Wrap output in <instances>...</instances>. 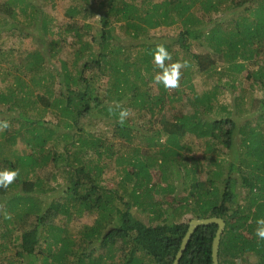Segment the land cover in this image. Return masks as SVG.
<instances>
[{
    "label": "trees",
    "instance_id": "trees-1",
    "mask_svg": "<svg viewBox=\"0 0 264 264\" xmlns=\"http://www.w3.org/2000/svg\"><path fill=\"white\" fill-rule=\"evenodd\" d=\"M55 1L7 0L0 6V36L13 33L19 40L30 38L17 28L18 24L41 29L35 37L37 47L30 43L32 52L25 55L14 48L3 52L0 44V65H10L5 70L0 66L1 81L11 77L7 85L0 83V121L20 124L10 131L9 127L0 130V171L19 169L11 184L0 186V241L15 250V262L6 260V264H22L26 260L35 264L38 258L34 257L41 258V264H68L70 259L76 264H172L189 223L176 221L178 215L174 212L179 207L195 219L216 217L225 222L219 242V264H264V239L256 235V222L264 219V0H68L64 8L68 21L53 32ZM49 3L51 8L46 13L43 6ZM94 8L97 24H79V17L95 16ZM227 11H232V17L226 21L217 16ZM20 15L22 22L17 20ZM173 25L182 29L176 40L181 48L186 49L190 41L206 43L209 51L192 57L198 72L210 76L223 62L220 69L227 76L232 75L233 87L246 71L239 81L248 82L250 91L263 94L251 100L252 110L248 112H254L257 121L251 125L253 117L246 118L238 127L233 106L216 103V86L202 96L193 95L191 116L165 121L161 115L155 122L160 130H156L158 136L146 139L149 144H160L165 139L163 148L154 152L156 159L135 156L126 160L130 170L119 165L122 183L134 182L132 203L121 209L115 204L122 200L121 196L113 190L105 192L102 186L105 161L119 151H114L109 140L97 137L91 126L99 115L104 124L112 126L113 138L131 143L132 130L126 121L119 122L121 109H137L140 117L147 113L152 119L163 110L167 99H175L164 88H160L159 97L151 96L132 82H145L146 76L135 69L138 63L147 71L154 61L158 44H150L148 34ZM124 38L131 44L125 45ZM15 53L24 58L15 60ZM133 53L140 60L136 64L129 58ZM53 59L57 63L51 68L45 66ZM102 79L110 80L106 90L99 85ZM187 81L184 77L179 84ZM213 113L215 118L209 117ZM46 114L52 116L50 122L43 121ZM202 115L209 118L202 119ZM90 116L93 117L89 121ZM84 120L89 125L79 124ZM60 125L64 128L62 133L55 128ZM71 131L78 133L76 140L67 133ZM188 133L221 144L227 150L230 161L224 163L226 175L217 160H213L209 172L212 176L206 182L197 181L194 173L190 177V170H186L183 178L192 183L187 196L180 204L168 203L170 210L175 208L173 212L161 210V201L151 194L152 189L160 187L149 185L150 170L157 167L162 181L167 183L173 166H181L179 160H185L181 140ZM236 133L240 136L239 149L233 148ZM48 166L65 179L63 202L47 195L55 188L39 173ZM231 166L236 167L239 185L230 176ZM172 188V184H166L162 190L172 192ZM140 189L143 193L139 196ZM240 200L246 203L241 204ZM133 206L147 215L151 224L133 216ZM50 210L61 214L65 222L83 213H96L97 218L95 225L83 228L77 241L62 238L64 228L48 226ZM1 227L6 229L1 231ZM12 227L20 231L18 235ZM216 230L214 224L198 227L179 264H212ZM94 242L100 243L104 254L97 259H91L92 250L87 252ZM41 243H46L47 252Z\"/></svg>",
    "mask_w": 264,
    "mask_h": 264
},
{
    "label": "rangeland",
    "instance_id": "rangeland-1",
    "mask_svg": "<svg viewBox=\"0 0 264 264\" xmlns=\"http://www.w3.org/2000/svg\"><path fill=\"white\" fill-rule=\"evenodd\" d=\"M7 0H0V6H2ZM35 1V0H32ZM68 0H56L55 1V8L53 10V16L55 18V23L52 27L53 32H58V29H62V25L67 22L68 20L64 17V8L68 5ZM98 6V5H97ZM99 7V6H98ZM51 8V4H47L43 6L44 12H49ZM99 10V9H98ZM102 12V11H101ZM232 11H227L223 15H217L220 18H224L223 20L226 21L232 15ZM237 12L238 11H234ZM93 13H95V16H92L91 18L87 17V19L79 17L78 23L85 22L88 24H97V18H96V9H93ZM19 22H22V17H18L17 19ZM85 20V21H84ZM16 24V23H15ZM14 25V23H12ZM15 26V25H14ZM10 27V25L8 26ZM17 28H20L23 30L24 33H26L30 38L28 39H21L19 40L17 37H15V34H4L3 36H0V44L2 45L3 52L5 50L14 48L16 50H20L23 52H19L22 54H27V52H32V50L28 47L31 43L32 46L37 47L36 43V34L41 32L40 27H34V26H20L17 25ZM9 29V28H7ZM6 29V30H7ZM182 31V29L179 27V25H173L169 27H162L155 29L151 31L146 39L149 40L150 44L157 45V44H163L167 45L170 48V55L172 57L171 61H165L166 64L174 62V60L179 61H187L188 66L186 68L181 69V78L180 81L183 80V78H188V81L184 83L183 85L179 84L178 88L175 89H165L163 84H157L154 81L155 75L160 71V69L155 65L154 61H152L151 68H148L147 71H143L144 65L142 63H138L135 66V69L142 73L145 77V82L142 80H135L133 79V85L138 88H145L148 90L147 94H150L151 96H157L159 97L161 95V89L164 88L167 91V94H170V96H174L175 99L168 102L169 100H166V105L163 107V110L160 113L155 114L154 118L150 119V114H143V117H140V113L137 111V109H129L130 115L125 119V121L128 124V127L132 130V142L128 143L125 142L121 138H113L112 137V126H109L108 124H104L103 118L99 115L97 116V122L94 123V126L92 127V131L97 132V137H102L105 140H109V143L113 144V149L116 152L119 151L116 154L114 153L112 158L110 160H106V170L104 174L102 175V186L106 191L113 190L117 192L118 196H121L122 200H116L115 204L118 208L124 209V204L132 203L131 201V191H132V184L134 182L130 181L127 184L122 183V176L120 175L119 171L121 170V166L123 165V168H128L130 170V165H127L126 160H131L135 156H140L145 159H156V154L154 152L158 149H162L164 145L165 139L162 138L160 141V144L157 142H154V144H149L146 139L147 138H153V136H158V133L156 130H159V126L155 123L157 120L161 117V115L164 117L165 121H172L176 120L179 116H191L194 113V105H193V95L197 94L198 96H202L203 93L212 90L214 86L217 87V104H223L227 107L233 106L234 111V118H237V125L241 126L244 124V120L246 118H252L251 125L256 124V116L253 112L252 114L248 115V112H251V100L252 99H259L263 97L262 92L260 91H250V89L247 87V84H249L246 81L240 82V77L245 76V72L241 74L240 77L237 78V81L234 82V86L232 87L231 77L227 76V73L224 70H221L220 68L224 66L223 62H220V64L217 67V71L210 74V76H207L206 74H202L197 71V67L194 65L195 59L192 57L207 53L209 51L207 45L205 42L198 40V41H190L187 43L186 49L181 48L179 44L176 43L178 34ZM10 34V35H9ZM41 34V33H40ZM27 36V37H28ZM121 36V34H120ZM35 38V39H34ZM125 45H130L131 43L128 42L125 38L122 39ZM30 45V46H31ZM29 48V49H28ZM27 50V51H26ZM140 51V49H138ZM25 52V53H24ZM19 53H15L14 57L17 60L18 58H24L23 56H18ZM10 58V59H12ZM130 60L132 62L135 61V64L137 62L138 57L135 53H133L130 57ZM19 59V60H20ZM66 59V57H65ZM64 59V60H65ZM19 60L17 62H19ZM140 61V60H139ZM57 63V60L53 59L51 64L45 65L47 67H52L53 64ZM1 68H7L10 65H7L5 63H1ZM5 70V69H4ZM130 77L133 78V66L129 68ZM5 81H1L3 78L2 74H0V83L5 86L10 82L11 77ZM142 79L144 77H141ZM107 81L102 79L101 83L99 84L101 89H107L108 83ZM229 84L227 85V83ZM104 83V84H103ZM232 84V85H231ZM103 86V87H102ZM169 96V95H168ZM126 102V100L124 101ZM122 103V102H121ZM237 104V105H235ZM4 109V108H3ZM50 112L52 109L49 110ZM5 114L8 116V113L5 112ZM249 117H248V116ZM93 116L88 117L89 121L91 120ZM96 117V115H94ZM208 117V116H206ZM203 115L201 118H205ZM209 117L213 118L214 113L210 114ZM208 117V118H209ZM2 118V114H0V119ZM207 118V119H208ZM215 118V117H214ZM52 120V116L50 114H46L43 117L44 122H50ZM155 120V121H154ZM151 121L152 123H147ZM108 122V120H107ZM85 126L86 124L89 125V122L87 123V120H84V122L79 123ZM55 125L54 122L52 123V126ZM20 126L19 123H14L9 125L8 130H12V128H18ZM51 126V127H52ZM57 128V131L59 133L64 132V128L62 125L55 127ZM3 131V129L1 130ZM160 132V130H159ZM70 134V136L73 137L74 140L78 137V133L71 131L67 132ZM206 139L198 138L193 134H187L182 140L181 145L184 147L183 149V156L185 157V160H179V162L182 163L181 166L174 165L172 174L169 173L167 175H170L167 177L168 182L165 183L162 181L161 172L157 167H152L150 170V186H155L159 184L160 189L154 188L152 189L154 199L161 201L160 206L162 207L161 210H170L168 203L173 202L175 205L180 204V202L185 198L189 192L191 181L184 179L183 177L186 176V170H190L189 176L191 177V173L195 174V179L200 182H206L212 175L209 173L213 169V160L219 161V167L222 169V172L224 175H226L227 169L224 168V163L230 161V156L227 154V150L224 149V147L221 144H212L210 142H206ZM233 148L239 149V146L237 147L240 136L235 134L233 138ZM20 149H22V146H18ZM208 147H211L208 149ZM241 154L244 152L242 149H240ZM121 155L123 157L122 161L119 157ZM90 159H93L94 156H89ZM169 163H173V160H170ZM178 164L177 162H175ZM155 168V169H153ZM233 168L232 170L229 169L230 176L233 179H236L237 185H239V177L236 174V167L231 166ZM56 171L53 168V166H48L46 169L41 171L39 174L40 176L47 180L50 184V186H53L55 190H53L51 193H47V195L50 196V198H53L55 200H58V202H63V198L66 196V182L63 176L59 174H55ZM56 176V177H55ZM55 177V179H54ZM32 180V179H30ZM220 180V179H219ZM166 184H172V192H165L162 190L166 186ZM188 184V185H185ZM158 190V192H156ZM138 195H142L143 189L137 190ZM253 192V190H252ZM116 196V195H115ZM49 200V199H48ZM241 204H245V201L240 200ZM174 205V206H175ZM178 208V207H176ZM172 209L175 210V208L172 207ZM170 210L173 212L174 210ZM169 211V212H170ZM185 209H181L180 207L174 212L177 214L176 221H182V222H188L192 219H195L192 217L191 214L184 212ZM49 219H48V226L50 225H58L62 228H64V233L61 234L62 238H70L75 239L77 241L80 240L81 233L84 232L83 228L85 226H93L95 225V220L97 218L96 213L88 214L83 213L79 217H73L70 222H65L64 219H61L62 215L59 213H56L54 210L49 211ZM131 213L133 216H135L137 219L141 220L146 225L151 224L148 220V216L145 214H140V211L135 208L134 206L131 208ZM179 213V214H178ZM64 218V217H63ZM164 218V217H163ZM156 224L157 222H153ZM1 231H4L6 228L1 227ZM14 231L15 235L19 234V230L16 228H11ZM104 233V232H103ZM14 235V236H15ZM1 237V236H0ZM50 243V242H49ZM42 250L45 251L46 243H41ZM13 246L5 244L3 245V242L0 241V264H6V260H11L15 262V250L14 248H11ZM47 250V249H46ZM92 250L91 259H97L100 256H103V251L100 248L99 242H94L90 245V248L87 252ZM101 250V251H100ZM40 254V253H39ZM35 259V264H41L39 257ZM90 259V258H89ZM71 262V263H69ZM68 264H76V261L72 263V260ZM22 264H32L29 260L24 261ZM57 264V263H54Z\"/></svg>",
    "mask_w": 264,
    "mask_h": 264
},
{
    "label": "clouds",
    "instance_id": "clouds-1",
    "mask_svg": "<svg viewBox=\"0 0 264 264\" xmlns=\"http://www.w3.org/2000/svg\"><path fill=\"white\" fill-rule=\"evenodd\" d=\"M155 65L160 71L155 75L154 81L157 84H163L165 89H175L179 87L181 78V69L188 66L187 61H174L166 64L165 61H171L172 57L163 44H158L153 52ZM130 115L129 109H121L119 113L120 123L123 124L125 119ZM9 124L7 121H0V130L7 129ZM19 175V169H5L0 171V186L7 187ZM256 235L260 239H264V219L257 220Z\"/></svg>",
    "mask_w": 264,
    "mask_h": 264
},
{
    "label": "water",
    "instance_id": "water-1",
    "mask_svg": "<svg viewBox=\"0 0 264 264\" xmlns=\"http://www.w3.org/2000/svg\"><path fill=\"white\" fill-rule=\"evenodd\" d=\"M212 224L217 226V230L215 232V236L212 242L211 259H212V264H219L218 263V249H219V242H220L221 235L225 229V222L221 218H216V217L204 218V219H192L189 221L186 234L181 240L179 250L177 251L174 257L172 264H179V261L190 241L192 234L195 232V230L198 227L208 226Z\"/></svg>",
    "mask_w": 264,
    "mask_h": 264
}]
</instances>
